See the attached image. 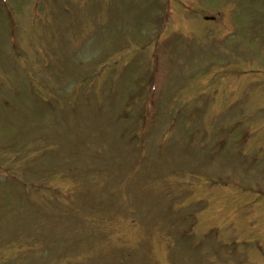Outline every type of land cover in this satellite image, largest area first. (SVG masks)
Listing matches in <instances>:
<instances>
[{"label":"rangeland","instance_id":"374dc122","mask_svg":"<svg viewBox=\"0 0 264 264\" xmlns=\"http://www.w3.org/2000/svg\"><path fill=\"white\" fill-rule=\"evenodd\" d=\"M4 2L13 3L19 28L12 31V52L6 36L13 26L3 18L8 10L0 1V90H7L0 101L12 94L17 97L11 99L13 104L0 106V127H9L5 122L14 120V127L0 133V159L22 171L23 184L61 187V193L56 199L46 190L3 185L0 260L7 258L5 264H264V214L260 229L259 215L246 211L226 226L223 211L236 208L235 194L219 188L206 192L209 181L235 178L242 183L241 195L249 199L256 181H264V0H173L169 14L173 24L162 31L156 25H161L159 4L166 5L164 0H43L34 22L29 20L34 0ZM231 30L233 37L225 39L223 32ZM152 45L163 46L168 56L164 65L149 61ZM122 64L131 67L129 76L122 74ZM147 75L154 76L148 80ZM146 88L151 92L145 98ZM211 94L225 101L230 96L231 103V108H224L225 103L218 107L223 98L212 99L210 103L225 115L215 125L208 120ZM20 100L29 127L15 125L20 114L6 115L8 109L17 110ZM150 100L152 107L145 109L144 101ZM145 114L146 120L140 122ZM243 118L246 123L241 127L254 134L246 158L235 153L238 133L231 131ZM174 119V133L165 136ZM207 128L209 141L195 137L200 144L195 145L188 140L189 158L176 157H182L186 135L198 136ZM218 137L224 140L211 158ZM261 142L262 152L252 157ZM10 147L24 151L29 161L15 158ZM135 147L149 158L164 149L166 158L158 165L137 166ZM249 156L252 159L247 160ZM178 163L193 171L201 164L197 168L220 176L213 180L197 176L205 183L201 189L190 188L193 195L187 198L188 189L180 184L195 179L172 174L182 168ZM70 188L80 195V204L77 197L70 204L64 202L62 193ZM20 190L26 197L15 195V200L6 193ZM213 198L223 202L224 209L215 214L218 218L223 213L221 218H206L217 206L215 201L205 214L200 213L199 226L188 228V240L179 244L177 234L186 229V219ZM163 204L172 211L163 212ZM249 222L255 225L252 229ZM218 223L222 228L215 233L213 226ZM209 231L217 235L216 241H203ZM235 237V246L253 241L242 244L241 252L235 250L237 259L230 254ZM259 238L262 252L255 247ZM20 246L24 251L16 253ZM126 254L129 262L123 260Z\"/></svg>","mask_w":264,"mask_h":264},{"label":"trees","instance_id":"16d2710c","mask_svg":"<svg viewBox=\"0 0 264 264\" xmlns=\"http://www.w3.org/2000/svg\"><path fill=\"white\" fill-rule=\"evenodd\" d=\"M4 246H5V245H4ZM4 246H3V247H4ZM6 246H10V245H9V244H7ZM4 259H6V258H3V257H1V260H0V261H1V263H3L2 261H3ZM6 262H7V260H6ZM3 264H5V263H3Z\"/></svg>","mask_w":264,"mask_h":264}]
</instances>
